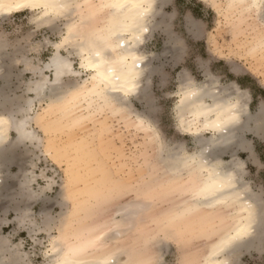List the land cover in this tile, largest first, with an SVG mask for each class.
Listing matches in <instances>:
<instances>
[{"label": "rangeland", "instance_id": "obj_1", "mask_svg": "<svg viewBox=\"0 0 264 264\" xmlns=\"http://www.w3.org/2000/svg\"><path fill=\"white\" fill-rule=\"evenodd\" d=\"M91 1L93 7L99 9L96 24L101 26L110 11L101 5L110 0ZM248 3L249 0H158L156 11L148 22L149 30L139 46V53L146 58L147 75L143 81L145 92H149L154 85L158 86L165 76L178 72L185 65L189 54L206 63L210 59L208 71L219 77L216 81L218 86L229 82L243 92L242 122L250 132H240L237 137L245 143V148L238 150L231 146L228 151L217 156L221 160L235 157L244 164L246 180L250 181L248 195L257 199L261 207L264 203V169L260 168L261 160L264 159V134L257 136L252 131L255 128L254 120L264 112V48L261 47L264 25L260 23L264 3L258 11L248 6ZM32 17L33 12L25 11L0 19V74L3 73L4 77H0V91L5 89L0 92V104L5 97L15 100V107L20 102L22 105V101L27 98L35 99L25 88L27 83L37 81L39 75L29 68H41L53 52L48 42L59 41V35L48 28L31 31ZM75 60L76 72L80 73V58L77 56ZM233 65H238L241 71H234ZM46 74L49 77V72ZM88 79L89 73L85 72L82 82ZM132 99L135 102L127 109L118 107L116 111L92 95H88L87 102L76 101L67 107L51 110L47 102L39 103L38 99L33 101L29 112L33 120L28 128L38 131L43 142L38 147L33 142L16 148L14 161L6 165L3 172L5 186L10 185L7 187L9 189L3 187V193H0L3 200L0 199V245L5 240L8 248L18 245L12 250L23 255L22 264H44L50 258L52 237L58 235L61 227L64 228L68 244L69 241L76 242L75 235L85 233L88 229H97L99 226L98 230L110 231L109 228L115 227L119 221L116 213L119 207L136 201L137 187L160 189L163 184L167 185V176L160 172L157 162L159 150L156 148L158 145L160 148L161 142L157 144L153 132L137 122V116L149 108V103L144 98ZM169 100L164 117L165 127L171 125V130L175 132L179 119L176 105L180 97L171 95ZM12 106L9 105V108ZM14 106L10 109L15 111ZM1 109L0 105V113ZM17 117L21 118V114ZM15 136L10 131L7 141H13ZM180 136L195 141L205 137L210 139L212 134L205 132L194 136L180 132ZM201 140L204 144L205 139ZM24 173H27L28 181L29 178L35 181L37 190H42L44 177L58 174L61 183L56 191L68 197L64 201L66 207L62 208L50 192L45 194L47 198L27 202L23 192L17 189L24 182ZM113 184L127 186L132 192L108 205L106 211L90 218L88 209L93 196ZM32 187L30 182L29 189ZM189 203L191 205L190 197L178 193L167 197L156 196L151 200L149 210L136 220L132 229L122 227L124 230L119 235L122 237L116 241L112 239V243L111 240L107 241L101 253H119L125 248L138 262L149 264L153 260H167L170 264H179L187 258L193 264H200L211 254L213 246L219 245L220 240L234 229L240 213H236L233 207L201 210L189 205L187 209ZM183 212H187L181 216L185 219L177 221L175 230H166L158 223L164 217ZM191 214H195L194 218ZM53 216L56 222L51 225L49 219ZM259 223L254 230L253 242L245 240L244 247L239 248L238 252L236 250L237 254L229 257L230 261L237 259L242 264H261L264 261V232ZM8 248L5 247L1 255L10 260L13 255L6 250Z\"/></svg>", "mask_w": 264, "mask_h": 264}, {"label": "snow or ice", "instance_id": "obj_2", "mask_svg": "<svg viewBox=\"0 0 264 264\" xmlns=\"http://www.w3.org/2000/svg\"><path fill=\"white\" fill-rule=\"evenodd\" d=\"M5 7L8 12L31 9L33 11L31 31L37 32L41 27L58 30L62 43H55V47L67 48L66 54L61 52L60 56L52 57V63L49 65L51 87L47 88L46 99L41 101L49 104V110L67 107L76 101L87 102L88 82H82L85 72L92 74L91 80L99 81V91L93 94L100 96L105 103L127 109L135 102L132 99L133 94L149 103V108L140 118L142 123L147 124L148 130L156 134L155 139L161 142L162 152H167L165 158L170 162L167 170L173 175V180L160 189L137 187L136 201L122 205L123 210L117 213L118 226L132 228L136 220L149 210L151 200L158 195L167 197L178 193L188 196L191 200L190 206L196 208L239 207L242 212L248 213L249 222L245 224L238 221L234 229L235 234L230 235L223 244L214 245L211 255L205 257L200 264H242V261L237 259L222 261L218 257L221 254L225 256L237 254V242L250 235L251 221L255 216H258L261 230L264 232V203L254 212L248 197L250 181L246 180L247 170L243 163L237 161L235 157L232 160L217 159L212 155L210 147L201 142V139L206 140V137L193 141L181 137L180 132H191L193 126L199 131L209 129L214 132L224 131L228 125L237 123V104L244 99L243 92L229 82H223L222 87L218 86L216 81L219 77L208 71L210 59L206 63L192 54H189L185 65L181 66L178 72L165 76L158 86L154 85L149 92H145L138 70L141 66L137 63L131 66L126 64L123 40L126 34H131L129 30L135 27L136 23H129V18L123 11L128 6L120 0H111L101 5L114 11L110 13V19L101 33L90 34L87 37L75 31L77 25L72 20L73 12L80 7L77 0H17L15 4L7 6L0 3V12ZM69 21L71 23L67 25L68 35H65L63 28ZM260 23L264 25V14L260 16ZM261 47L264 48V42ZM77 56L80 58L82 70L80 73L76 72L74 66ZM189 65H191L190 69ZM233 69L236 72L241 71L238 65H233ZM52 70L55 71V79L51 78ZM120 93L123 95H119ZM171 95L180 97L176 105L179 119L175 132L171 130V125L165 127L164 121ZM206 100H210V103H205ZM185 113L188 116H205L203 128H200V122L188 119ZM208 113H215L217 120L209 122ZM31 139L43 142V138L36 130L31 133ZM213 139L219 142L222 138L213 137ZM181 153L191 155L181 156ZM260 168L264 169V159L261 160ZM53 172L55 173V169ZM29 181L32 182L33 187L29 189L27 183L24 185L27 199H44L47 198L45 194L50 192L62 208L66 207L64 201L68 197L63 192L56 191L61 183L58 174L44 177L42 190L36 189L35 181H31V178ZM131 192V188L119 184H113L97 192L88 209L89 217L94 218L106 211L108 205ZM186 214L187 212L176 213L160 219L158 223L166 230H175L177 221ZM55 222L54 216L49 219L51 225ZM112 238L107 235L101 237L100 247L106 246L107 241ZM84 251L86 249L70 248L66 252L64 248L58 247L55 256L45 260L44 264H124L122 259H117L115 253H105L93 260L72 258ZM160 251L163 254V247ZM213 257L217 258L213 259ZM8 264H16V262L9 261ZM149 264H170V262L153 260ZM179 264H193V261L185 258ZM261 264H264V261Z\"/></svg>", "mask_w": 264, "mask_h": 264}, {"label": "bare ground", "instance_id": "obj_3", "mask_svg": "<svg viewBox=\"0 0 264 264\" xmlns=\"http://www.w3.org/2000/svg\"><path fill=\"white\" fill-rule=\"evenodd\" d=\"M240 1H246V0H240ZM16 2H17V0H0V3L4 4L5 6H7L9 4H15ZM110 2H111V0H110ZM120 2L124 3V4H126L128 6L123 11L128 16L129 23H136V26L129 30L131 32V34L130 35L126 34L125 35V39L123 40L124 51H125V55L127 57L126 64L131 66L133 63H137L138 65L141 66L138 70L140 71L141 79H142V83H143L144 78L147 75V73H146V60H145L146 58H145L144 55L139 53V46L142 45V43L144 42V38H145L144 36L149 30L148 22H149L150 17L153 16L155 11H156V8H157V5H158V0H120ZM77 3L80 5V7L75 9V11L73 12V16H72V20L77 25V28L75 29V31H77L78 33L82 34L84 37H87L88 35L94 34V33L95 34L101 33L105 29V27H106V25H107V23H108V21L110 19V13L112 11H114V10L110 9V11L107 12L108 13L107 15H109V16L107 18L104 17L107 20L105 19V23L102 24L101 26H99V25L96 24V21H97V18H98L97 15H98L99 9L97 10V9H95L93 7L92 1L91 0H77ZM263 3H264V0H249L248 6H253L254 10L258 11L260 9V7H261V4H263ZM25 11L33 12L31 9H23V10H19V11L8 12L7 8L5 7V9L2 12H0V19L3 16H5V15L18 14V13H22V12H25ZM70 23H71V21L67 22L65 24L64 28H63V31H64L65 35H68V26L67 25L70 24ZM48 29H49L50 32L59 35V31L58 30H53L51 28H48ZM45 40L47 41V39H45ZM48 43L53 48V52H52L51 56L49 57L48 61L45 64L42 65L41 68H39V67L35 68L34 66L32 68H29V69H31L32 72L34 71L35 74L39 75V79L37 81H33L32 83H29V84L27 83L28 85L26 84V88H25V91L28 92V93L31 92L34 95L35 99H38L39 103L46 98L47 88L51 87V84H50V81H49V77L47 76L46 73H48L50 71L49 70V65L52 63V57L60 56L61 52H63V51H65L67 53V48L57 49L55 47V43H62V38L60 37V35H59V41L58 42H48ZM2 74H0V77H3ZM91 75L92 74H89V79L87 81V82H89V83H87V89L89 90V94L88 95L95 96L97 99L102 101L103 105L108 106L110 109H112L114 111L118 110V106H115V105L109 104V103H105L100 96L93 94L94 92H98L99 91V88H98L99 81L91 80ZM51 78L55 79V71L54 70L51 71ZM7 85H8V83L6 84V86ZM3 88H6V87L3 86ZM0 89H1V87H0ZM3 90H5V89H3ZM3 90H1V91L3 92ZM119 95H123V94L120 93ZM132 97H135L137 99L135 94H133ZM2 99H3V97H2ZM9 99H8V97H5V99L2 101V104H0L1 107H2V109H1L2 112L0 113V193H3L1 191V189L4 190L3 187L7 188V187L10 186V185L7 186V187L5 186L6 184H5L4 180H3L4 179L3 178V172H4V168L6 167V165L9 166V164L11 165V163L14 161V159L16 157V155H15L16 148H18L20 145L23 146L26 143H30L31 144V143L34 142V143L37 144V147L40 144L39 140L34 141L33 139H31V133L33 132V130L28 128L29 123H31V121L33 120V118L30 117L29 112H30V110L32 108V104H33V101L35 99L33 100V98H27V99L22 101L23 102L22 105H20L21 102L17 103L18 104L17 107L14 106V105H16V103L15 104L13 103L15 100H13L12 98H11L12 100H9ZM139 99L140 98H138L137 100H139ZM205 103H210V100H206ZM9 105L10 106L13 105L15 107L14 108L15 111L10 109L13 106L9 108ZM242 107H243L242 102L239 101V103L237 104L238 122L228 125L227 128L224 131H215L214 132L211 129H209L207 131H199L195 126H193L191 132H187V133H189L191 135H194V136H200V135H202L205 132H211L212 137L210 139H206L204 144H206L205 146H209L210 147L212 155L217 157V159L219 157L217 155H219L221 153H225L226 151H228L229 148H231V146H235V149H238V150L244 149L245 148V143L243 141L240 142L238 140L237 136H238V133H240V132H243V131H249L250 132V130H247L246 129L247 128L246 124L244 122H242V119H244L243 118L244 113H243V108ZM18 114H19V116L21 114V118L17 117ZM185 115L188 116L187 113H185ZM140 117L141 116H137L138 124L143 125L144 127L146 126L148 128L147 124L142 123ZM188 119H190V120L194 119V120H197L198 122H200V128L202 129L203 128V123H204L206 117L205 116H188ZM207 120L209 122H214V121L217 120V115L215 113H208L207 114ZM254 123H255V128H254V130L252 132H254V134L257 135V136H262L264 134V112H261L260 115L256 117V119L254 120ZM39 124H40V122H39ZM10 131H13L16 136H15L13 141H9L8 142L7 139L9 137ZM155 135L156 134L153 132V135H152L153 139H155ZM213 137H221L222 139L219 142H217L216 140L213 139ZM225 137L227 138L226 140L224 139ZM202 141L203 140H201V142ZM7 142H8V146L7 147L5 146V148H4V144L7 143ZM159 142L160 141L158 140L157 144H159ZM156 149L159 150V153L157 152L158 150L156 152L158 153L157 154L158 155V157H157L158 161L157 162H159L160 172L164 173L167 176V184H169L173 180V175L167 170L168 167H169V164H170V162L165 158L167 156V152L166 151L162 152L161 145H160V148H159V145H158V147ZM230 153L232 154L233 150H231ZM185 155H189V154H184V155L181 154V156H185ZM150 172H151V170H150ZM153 172H155V171H153ZM26 174L27 173L23 174V176L25 178L24 182L20 184L19 188L17 187L18 190L20 189L19 192L20 191L23 192V195H24L25 198H26V190H25L24 185L27 183L28 188H29V184H30V181H28L26 179L27 178ZM4 177H5V174H4ZM22 179H20V180H22ZM150 180H151V178H150ZM153 184H155V183H153ZM155 186H157V185H155ZM163 186H165V185L163 184ZM7 189H9V188H7ZM4 192H7V191H4ZM10 193H11V191H10ZM12 193H13V191H12ZM17 195H18V193H17ZM23 195H21V196H23ZM248 197H249V200L251 201L253 210L255 212L256 210H258L260 208V206L258 204V201H257V199L255 200L254 198L250 197L249 195H248ZM17 198H18V196H17ZM10 199L11 198H9V200ZM12 199H14V198H12ZM29 200L30 199H27V202ZM24 203H25V205L27 204L26 202H24ZM189 205H190V203L188 204V206ZM188 206H187V209L190 208V206L189 207ZM120 207H119L118 211H122L123 210ZM220 207H227V206H217L215 209H219ZM193 208L195 209L196 207H193ZM233 208L235 209L236 213H240L238 221H241L242 223L247 224L249 222L247 220L248 213L247 212H242L239 207H233ZM176 209L177 208H175V210ZM193 212H196V211H193ZM116 213H118V212L116 211ZM193 215L195 216V214H193ZM193 215H192V218H194ZM204 215H207V214H204ZM187 216H189V215H187ZM196 217L199 219V217L197 215H196ZM188 218H191V217L189 216ZM181 219L183 221V219H185V218H181ZM17 220H19V219H17ZM23 221H24V219H23ZM179 221H181V220H179ZM258 223H259V218H258V216H255L253 218V220L251 221L252 228L250 229V235L246 236L241 241L237 242V246H236L237 252H238L239 248L244 247V243L243 242H245V240H250L251 241L252 239L255 238L254 237L255 236V231L257 229ZM122 227L123 226H118V223H117V225H115V227L112 226V228H109L112 231L98 230L99 226H98L97 229H95V228L94 229H90V230L88 229V231H86L85 233H79L77 236L75 235L76 240H74V241H76V242L72 243L71 241H69L70 242L69 244L67 243L66 238L64 236V228L61 227V229H59L58 235L52 237V240H51V243H50V251H49L50 252V257H54L55 254H56L57 248L58 247H62V248H64V250L66 252L70 248L71 249H86V251L81 252L78 256L72 257L74 259L93 260V259L99 258V257L104 255V253H101V251L105 247V246L104 247H100V238L104 237L105 235H107V236L113 237L112 239L113 240L115 239L114 241H116V240H118L117 238L122 237V235L119 237V235L121 234L120 231L124 230ZM236 227H237V224L234 227V229ZM89 228H92V227H89ZM125 229H128V227H126ZM131 229H128V230H131ZM234 229L232 231L230 230L231 232H229L227 235H225L223 237V239L220 240L221 241L220 244H223L224 241H227L229 239L230 235H234L235 234ZM125 231L128 232L127 230H125ZM114 233H115V235H114ZM112 239H110L111 243L113 241ZM5 241H4V243H2V245H0V264H8L9 261L20 262L22 264L24 262L23 255L20 254V253H17L14 250H12V248L14 246L16 247L18 245H14L12 248H8V244H6ZM252 242H253V240H252ZM5 247H7L8 249H6V250L9 251L10 254L12 253V255H13V256H11L12 258H10V260H7V259L3 258L2 255H1V253L3 252ZM124 249L123 250L121 249V252H119V253L115 252L117 259H122L124 261V264H148V263H144V262H138V260L135 259L134 255L132 256L131 253H129V252L127 253L126 250H124ZM230 256H231V254L228 255V256H225V255L221 254L218 258L220 260H222V261L223 260L230 261V259H229ZM216 258L217 257H213V259H216ZM145 261H146V259H145Z\"/></svg>", "mask_w": 264, "mask_h": 264}]
</instances>
